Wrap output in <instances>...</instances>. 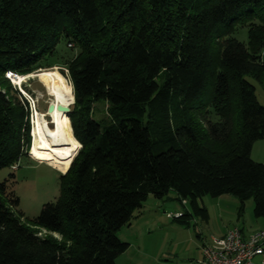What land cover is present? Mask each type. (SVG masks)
<instances>
[{"label":"trees","instance_id":"trees-1","mask_svg":"<svg viewBox=\"0 0 264 264\" xmlns=\"http://www.w3.org/2000/svg\"><path fill=\"white\" fill-rule=\"evenodd\" d=\"M239 27L247 44L233 36ZM62 43L77 51L65 61ZM263 50L264 0H0V170L31 140L29 105L9 71L60 59L82 143L60 196L34 220L0 183V264H117L130 248L117 232L150 195L171 190L205 221L199 199L224 194L240 212L253 199L264 218V162L252 157L264 105L248 79L264 87ZM101 101L109 122L94 116Z\"/></svg>","mask_w":264,"mask_h":264},{"label":"rangeland","instance_id":"rangeland-1","mask_svg":"<svg viewBox=\"0 0 264 264\" xmlns=\"http://www.w3.org/2000/svg\"><path fill=\"white\" fill-rule=\"evenodd\" d=\"M233 36L247 44L249 42L248 27H239ZM60 47L59 57L66 56L62 58V61L73 57V54L77 52L70 51V47L63 43ZM55 68L69 81L70 96L73 98L69 117L75 136V116H71L77 110L76 97L75 99L73 97L75 96L74 85L68 68L62 64L60 59L45 60L42 67L26 74H20V76L28 75L22 84L16 79L14 81L13 78H9L12 86L24 96L29 105L31 140L26 145L25 155L20 162L13 165L12 168L0 170V183L6 182L8 191L19 197L20 205L15 212L22 213L27 222L36 219L43 206L46 203L55 202L61 194L60 176L64 173L47 163L46 154L33 152L32 140L35 110L47 111L49 94L45 85L37 77L30 76L43 70ZM248 79L255 84L258 100L264 105V87L252 77H248ZM93 113L100 121H111L107 102L96 103ZM211 116H215L213 111ZM47 119L52 122L51 117L48 116ZM50 125L53 127V124ZM80 144L73 160L82 148V143L80 142ZM252 157L254 160H264V139L257 141ZM190 202V200L180 199L174 190H171L163 199L150 195L143 208L136 212L131 224L117 232L123 242L130 243V248L118 257L117 264H188L197 253L202 231L205 230L203 238L210 239L212 236H221L224 230L231 226H239L247 230L264 226V218H257L254 215L253 199L246 201L244 211L240 212L241 202L238 197L232 194H224L219 197L206 195L199 199V203L208 209L209 221L200 217H194L191 221L175 218V215L180 212L182 214L193 213ZM39 232L61 239V235L58 233H50L43 229Z\"/></svg>","mask_w":264,"mask_h":264},{"label":"bare ground","instance_id":"bare-ground-1","mask_svg":"<svg viewBox=\"0 0 264 264\" xmlns=\"http://www.w3.org/2000/svg\"><path fill=\"white\" fill-rule=\"evenodd\" d=\"M30 77H37L47 88L49 104L70 105L73 98L70 96L69 81L55 68L43 70ZM28 75L17 74L14 81L23 83ZM53 120L49 122L47 117ZM50 124H53L51 127ZM81 144L73 134L71 120L68 114L55 109L54 112H40L35 110L33 126V152L46 154L47 163L63 173H66Z\"/></svg>","mask_w":264,"mask_h":264},{"label":"built area","instance_id":"built-area-1","mask_svg":"<svg viewBox=\"0 0 264 264\" xmlns=\"http://www.w3.org/2000/svg\"><path fill=\"white\" fill-rule=\"evenodd\" d=\"M16 76L12 71L7 73L10 79ZM201 251L191 264H258V258L259 264H264V228L245 236L241 227L233 226L224 236H212Z\"/></svg>","mask_w":264,"mask_h":264},{"label":"crops","instance_id":"crops-1","mask_svg":"<svg viewBox=\"0 0 264 264\" xmlns=\"http://www.w3.org/2000/svg\"><path fill=\"white\" fill-rule=\"evenodd\" d=\"M257 143V142H256ZM256 143L254 144V147H253V150H252V156H253V153H254V150H255V145H256ZM256 161H258V160H256ZM260 162H264V160H259ZM180 213H182V212H180ZM194 217H196V216H194L192 213H190V214H187V216H186V220L187 221H191V219L192 218H194ZM233 226H231V227H228L226 230H224V232L221 234V236H224L226 233H227V231L230 229V228H232ZM262 228H264V226H261V228H257V229H253V230H247V229H243V233H244V235L245 236H248V235H250L251 233H253L254 231H257V230H260V229H262ZM205 231V230H204ZM204 231H202L201 233V235H200V237H199V239H200V241H199V245H198V250H197V253L193 256V258L190 260V262L188 263V264H190L191 263V261L192 260H194V259H196V258H199L200 256H201V249H202V246L208 241V240H210V239H208V238H203V232ZM260 261H261V258H258L257 259V262H258V264L260 263Z\"/></svg>","mask_w":264,"mask_h":264},{"label":"water","instance_id":"water-1","mask_svg":"<svg viewBox=\"0 0 264 264\" xmlns=\"http://www.w3.org/2000/svg\"><path fill=\"white\" fill-rule=\"evenodd\" d=\"M55 109H58L60 112L62 113H65V114H70L71 112V108L68 106V105H63V104H59V105H56L54 103H51L49 106H48V113L49 112H54ZM52 120V119H51ZM53 121V120H52ZM79 150V149H78ZM176 217H179V216H176Z\"/></svg>","mask_w":264,"mask_h":264}]
</instances>
